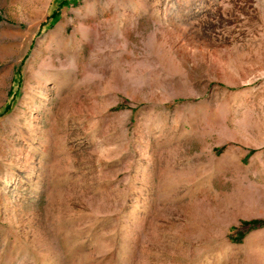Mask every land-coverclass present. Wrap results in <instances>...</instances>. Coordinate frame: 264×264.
Masks as SVG:
<instances>
[{
  "label": "rangeland",
  "instance_id": "1",
  "mask_svg": "<svg viewBox=\"0 0 264 264\" xmlns=\"http://www.w3.org/2000/svg\"><path fill=\"white\" fill-rule=\"evenodd\" d=\"M0 264H264V0H0Z\"/></svg>",
  "mask_w": 264,
  "mask_h": 264
},
{
  "label": "trees",
  "instance_id": "2",
  "mask_svg": "<svg viewBox=\"0 0 264 264\" xmlns=\"http://www.w3.org/2000/svg\"><path fill=\"white\" fill-rule=\"evenodd\" d=\"M251 224H253V223H251Z\"/></svg>",
  "mask_w": 264,
  "mask_h": 264
}]
</instances>
